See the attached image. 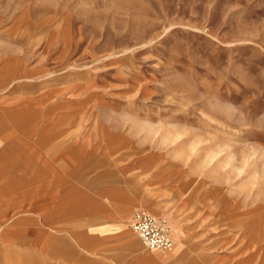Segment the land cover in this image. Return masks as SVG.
Here are the masks:
<instances>
[{"label": "rangeland", "instance_id": "374dc122", "mask_svg": "<svg viewBox=\"0 0 264 264\" xmlns=\"http://www.w3.org/2000/svg\"><path fill=\"white\" fill-rule=\"evenodd\" d=\"M10 64L1 92L75 100L82 168L140 171L171 203L141 208L264 264V0H0Z\"/></svg>", "mask_w": 264, "mask_h": 264}, {"label": "crops", "instance_id": "0c3cea01", "mask_svg": "<svg viewBox=\"0 0 264 264\" xmlns=\"http://www.w3.org/2000/svg\"><path fill=\"white\" fill-rule=\"evenodd\" d=\"M12 69L0 68V264H253L252 243L221 249L186 215L169 218L170 249L146 247L132 216L157 202L160 214L170 208L162 188L147 190L140 171L82 168L75 100L40 88L3 93Z\"/></svg>", "mask_w": 264, "mask_h": 264}, {"label": "built area", "instance_id": "2783aa9c", "mask_svg": "<svg viewBox=\"0 0 264 264\" xmlns=\"http://www.w3.org/2000/svg\"><path fill=\"white\" fill-rule=\"evenodd\" d=\"M130 226L148 248L168 250L173 246L170 224L147 209L135 210Z\"/></svg>", "mask_w": 264, "mask_h": 264}]
</instances>
